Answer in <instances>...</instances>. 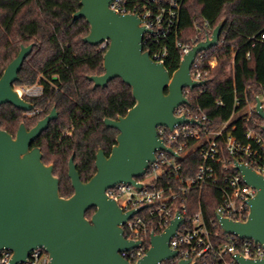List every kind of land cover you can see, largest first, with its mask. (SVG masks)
Returning <instances> with one entry per match:
<instances>
[{
    "label": "water",
    "instance_id": "obj_1",
    "mask_svg": "<svg viewBox=\"0 0 264 264\" xmlns=\"http://www.w3.org/2000/svg\"><path fill=\"white\" fill-rule=\"evenodd\" d=\"M113 0H80V8L73 19L84 17L90 31L84 41L98 46L109 45L104 53V73L89 76L94 87H106L121 78L131 87L135 104L125 115L116 119L105 118L107 127L119 132L109 155L103 149L96 154V171L83 181L74 162L69 160L68 175L74 193L63 197L60 178L54 174L53 163L43 161V152L34 141L58 118L51 111L28 129L21 122L16 135L0 128V252L10 249V264L26 261L37 247L50 255L49 264H161L179 256L178 249L170 248V239L184 222L178 214L165 232L151 234L150 247L145 255L133 263L121 252L143 244V240L125 237L124 224L139 209L125 211L106 190L117 183L141 186L137 179L144 176L157 150L176 152L158 136V126L173 129L176 125L197 120L177 117L174 110L187 103L183 89L205 85L206 80L191 77V67L199 52L216 46L224 29L225 19L214 28L210 38L194 45L181 59L179 67L171 73L165 62L157 61L145 49L144 35L150 29L134 13H119L110 8ZM33 45H22L17 56L0 76V106L11 103L31 111L35 103L21 96L15 88L25 59ZM256 110L263 119L264 108L260 96L256 97ZM247 184L257 189L250 199V213L245 221L217 215L224 233L253 239L264 246V175L244 163H237ZM96 208L90 218L87 212ZM239 264H264L261 259L235 256ZM178 264H196L190 258H180Z\"/></svg>",
    "mask_w": 264,
    "mask_h": 264
},
{
    "label": "trees",
    "instance_id": "obj_2",
    "mask_svg": "<svg viewBox=\"0 0 264 264\" xmlns=\"http://www.w3.org/2000/svg\"><path fill=\"white\" fill-rule=\"evenodd\" d=\"M79 8L80 0H0V76L21 46L32 44L15 87L43 86L41 96L26 98L35 103L31 115L11 103L1 105L0 128L15 136L21 122L30 129L56 107L58 118L33 145L41 148L46 164L53 163L63 197L74 193L68 175L71 156L81 179L88 181L96 171L98 150L109 155L119 132L107 127L104 119L125 115L135 104L131 87L121 78L106 87H94L89 79L104 73L106 49L84 41L90 24L84 17L73 19ZM195 19L208 20L213 29L225 19L218 44L207 51L203 62L209 70L207 83L191 90V104L209 117L213 128L231 115L236 98L244 106L246 99L253 101L264 93V0H184L177 31L149 47L152 54L167 47L165 64L171 73L181 61L176 39L187 40L196 33ZM214 55L217 64L210 67L208 60ZM256 117L262 127L263 119ZM181 163L185 177L196 176L200 164L197 152H189ZM168 180L176 182L173 177L163 178ZM219 202L217 188L194 187L187 194L186 216L202 210L208 227L224 240L226 235L215 221ZM95 209L88 210V218Z\"/></svg>",
    "mask_w": 264,
    "mask_h": 264
},
{
    "label": "built area",
    "instance_id": "obj_3",
    "mask_svg": "<svg viewBox=\"0 0 264 264\" xmlns=\"http://www.w3.org/2000/svg\"><path fill=\"white\" fill-rule=\"evenodd\" d=\"M183 1L113 0L110 8L119 13H134L141 18L142 24L150 29L144 35L145 49H149L153 43L177 31ZM194 28L196 33L189 39H176L181 59L194 45L210 38L214 30L206 19H195ZM261 40H264V33ZM108 45L106 40L99 47L106 49ZM208 50L196 56L191 67L193 80H208L209 70L203 67ZM167 53V47L162 46L151 55L155 60L165 62ZM208 64L214 67L217 56L209 59ZM15 88L25 98L43 94V86L39 83ZM191 90L189 87L183 89L188 102L177 106L174 114L195 119L198 123L184 122L173 129L167 126H158L157 129L159 138L177 155L157 150L156 159L150 163L147 173L137 179L142 183L141 186L117 183L106 190L108 196L117 200L125 211L140 208L124 224V234L129 240H143V244L124 250L121 255L130 262H137L149 249L151 234L165 232L172 220L180 214L184 222L169 241L170 248L180 252L176 258L169 259L173 260L172 264H178L180 258H190L196 264H239L235 259L237 255L261 259L264 257L262 244L253 239L224 233L217 219V215H220L245 221L250 213L249 201L256 195L257 189L246 183L244 175L236 168L237 163H244L264 175V129L259 126L256 117V98L253 101L246 99L244 106L236 98L231 115L212 128L209 117L191 104ZM260 98L264 108V93ZM219 103L222 104L221 101ZM194 151L198 155L199 169L195 177H185L181 162L189 152ZM165 176L173 177L176 182L163 181ZM205 185L213 186L220 192L215 221L226 235L224 240L218 231L208 227L202 210L191 217L186 216L188 192L194 187L202 188ZM12 257L10 249H3L0 252V264H10ZM50 260L49 253L37 247L29 253L26 261L15 264H49Z\"/></svg>",
    "mask_w": 264,
    "mask_h": 264
},
{
    "label": "rangeland",
    "instance_id": "obj_4",
    "mask_svg": "<svg viewBox=\"0 0 264 264\" xmlns=\"http://www.w3.org/2000/svg\"><path fill=\"white\" fill-rule=\"evenodd\" d=\"M230 66V65H229ZM229 66H228V68H229ZM36 84V83H35ZM34 85V84H33ZM27 115H31L32 114V112H29V113H26Z\"/></svg>",
    "mask_w": 264,
    "mask_h": 264
},
{
    "label": "flooded vegetation",
    "instance_id": "obj_5",
    "mask_svg": "<svg viewBox=\"0 0 264 264\" xmlns=\"http://www.w3.org/2000/svg\"><path fill=\"white\" fill-rule=\"evenodd\" d=\"M34 103V102H33ZM27 113H29V112H32V110L31 111H26ZM34 146V145H33Z\"/></svg>",
    "mask_w": 264,
    "mask_h": 264
}]
</instances>
